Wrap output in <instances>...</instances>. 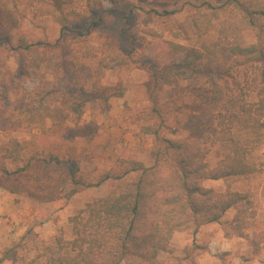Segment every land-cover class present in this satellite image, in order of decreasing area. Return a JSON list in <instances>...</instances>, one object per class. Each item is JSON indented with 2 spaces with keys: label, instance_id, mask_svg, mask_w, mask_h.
Instances as JSON below:
<instances>
[{
  "label": "trees",
  "instance_id": "1",
  "mask_svg": "<svg viewBox=\"0 0 264 264\" xmlns=\"http://www.w3.org/2000/svg\"><path fill=\"white\" fill-rule=\"evenodd\" d=\"M77 1L80 5H74L68 12H63L60 4L44 6L45 14L61 26L58 40L30 43L22 38L12 47L18 65L10 79L11 91L21 103L32 93L28 84L35 74L54 65L56 74L68 76L89 69L86 62H96L90 95L100 112L107 113L110 100L126 90L124 76L138 65L147 67L152 85L141 90L139 102L146 101L148 105L133 115V121L139 123L141 136L152 138L150 164L119 158L114 167L97 177L81 170L78 163L72 164L74 169H69L67 174L72 188L67 197L83 188L102 187L109 182L114 185L105 196L88 203L69 219V239L56 237L51 244L36 247L30 259L18 253L10 258L24 264H162L160 255L174 252L171 241L175 234L186 231L196 234L205 225L220 223L229 212L234 217L222 225L225 238H249L253 252L259 253L264 249V215L260 214L255 197L260 191L264 198V183L254 182L261 169L253 154L264 144V40L248 44L246 33L264 28V0H189L191 8L178 23L171 19L177 10L157 13L167 18L164 27L173 38L164 40L166 54L173 62L180 59L170 67L174 77L189 82L206 77L208 84L219 85L224 90L223 94L215 90L214 95H208V88L200 83L198 97L217 100L220 96V100L213 131L198 139L166 136L167 131L173 134L175 129L167 125L162 105L155 97L160 71L156 64L149 66L144 54L137 53L128 28L122 29L127 49L120 48L115 41L108 54L105 46L101 55L90 51L86 37L104 25L103 14L107 11L97 0ZM95 11L101 14L93 21ZM148 34L159 37L155 31ZM210 36L224 45L230 58L222 72L206 71L200 44ZM107 73L113 82H109ZM173 108L177 114L181 112L179 106ZM5 114V109L0 107V116ZM14 124L23 127L19 113L14 115ZM23 142V139H10L3 158L22 161ZM214 147L221 156L211 167L207 155ZM30 160L16 171L0 169V179L15 182L38 164H64L53 154ZM208 180L223 182L225 189L207 188ZM241 181L249 183L246 192L233 190ZM186 252L188 264H195L196 255Z\"/></svg>",
  "mask_w": 264,
  "mask_h": 264
},
{
  "label": "rangeland",
  "instance_id": "2",
  "mask_svg": "<svg viewBox=\"0 0 264 264\" xmlns=\"http://www.w3.org/2000/svg\"><path fill=\"white\" fill-rule=\"evenodd\" d=\"M97 1L107 13L103 14L104 25L86 37L90 51L101 55L105 46V54H108L115 41L120 48L127 49L122 29L128 28L137 53L144 54L149 66L156 64L160 71L155 97L162 105L167 125L175 129L173 134L167 131L166 136L198 139L211 133L220 96L217 100H206L197 96V89L201 83L208 88V95H214L215 90L223 94L224 90L219 85L208 84L206 77L195 82L174 77L170 67L180 59L173 62L167 56L163 43L173 38L164 27L167 18L157 15L177 10L171 19L181 22L191 8L189 0ZM46 3L62 5L63 12L80 5L77 0H0L3 18L0 27V107L6 111L5 116H0V169L16 171L24 168L31 157L40 159L50 154L64 161L59 166L38 164L15 182L0 179V264H24L10 257L18 253L20 257L30 259L36 247L51 244L56 237L69 239V219L88 203L105 196L114 185L109 182L102 187L83 188L69 198L67 194L72 186L67 174L73 168L72 164L78 163L81 170L91 172L95 177L114 167L119 158L137 160L146 166L150 164L152 138L141 136L139 123L133 121V115L148 105L146 101L139 102L141 90L152 85L151 71L147 67L138 65L136 70L124 76L126 90L110 100L107 113L100 112L90 95V79L96 62H86L89 69L74 71L68 76L56 74L54 65L35 74L28 84L32 93L21 103L11 91L10 79L18 65V56L12 47H16L22 38L30 43H52L61 36V26L45 14ZM100 14L95 11L92 20H97ZM128 22L130 26H127ZM83 29L85 32L87 27ZM148 31H155L159 37L149 35ZM260 40H264V28L246 33L248 44ZM200 48L205 54L207 72H222L228 67L230 58L224 45L215 37L210 36ZM107 76L109 82H113L111 74L107 73ZM174 105L181 108L180 113H176ZM16 113H19L22 128L14 124ZM14 138L24 141L20 162L3 158L10 139ZM220 156L218 148L209 150L207 161L211 167ZM253 160L261 169L254 182L263 185L264 144L254 152ZM11 184L12 188L9 187ZM205 186L218 191L225 189L221 181L208 180ZM248 189L249 183L245 181L233 186V190L240 192ZM255 199L260 214L264 215V198L260 191ZM233 217L234 213L229 212L220 223L205 225L196 234L190 231L175 234L171 241L174 252L161 254L162 264H188L187 250L190 256L196 255L195 264H264V249L255 254L249 238H225L222 225Z\"/></svg>",
  "mask_w": 264,
  "mask_h": 264
}]
</instances>
